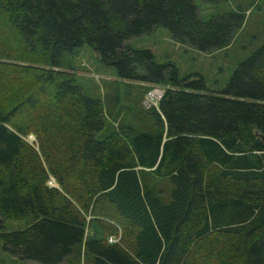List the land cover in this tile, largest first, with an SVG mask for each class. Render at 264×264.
I'll list each match as a JSON object with an SVG mask.
<instances>
[{
  "label": "trees",
  "instance_id": "trees-1",
  "mask_svg": "<svg viewBox=\"0 0 264 264\" xmlns=\"http://www.w3.org/2000/svg\"><path fill=\"white\" fill-rule=\"evenodd\" d=\"M193 1L0 0L4 251L37 264H264V41L220 95L123 46L162 28L201 53L227 48L244 11L203 22ZM83 45L139 98L163 88L131 115L138 129L126 114L106 124L77 86ZM5 220L25 227L4 232Z\"/></svg>",
  "mask_w": 264,
  "mask_h": 264
},
{
  "label": "rangeland",
  "instance_id": "rangeland-1",
  "mask_svg": "<svg viewBox=\"0 0 264 264\" xmlns=\"http://www.w3.org/2000/svg\"><path fill=\"white\" fill-rule=\"evenodd\" d=\"M193 5L201 21L205 22L214 15H219L235 9L244 11L243 25L227 48L210 53H201L190 46L174 43L167 30L156 28L148 34L130 38L123 46L130 50H147L157 64L172 63L178 77L197 74L202 77L208 91L220 95L226 86L227 80L237 63L248 57L264 41V0H227L218 4L204 3L194 0ZM71 73L77 86L84 95L92 99L101 100L107 112L104 116L106 124L118 114L119 118L128 115V123L138 129L137 116L134 120L131 115L148 103L146 93L139 98L137 82L119 80L112 67L99 63L93 50L83 45L70 58ZM70 72V71H69ZM162 92L163 88L154 87ZM129 91V101L124 100L125 90ZM117 102L112 109L111 101ZM140 100V103L138 102ZM149 107H155V101ZM143 107V108H142ZM112 112V114H111ZM25 142L35 145L34 137L28 135ZM52 186H54L51 183ZM20 221H3L4 232H15L24 229ZM0 264H37L20 261L2 249L0 242Z\"/></svg>",
  "mask_w": 264,
  "mask_h": 264
},
{
  "label": "built area",
  "instance_id": "built-area-1",
  "mask_svg": "<svg viewBox=\"0 0 264 264\" xmlns=\"http://www.w3.org/2000/svg\"><path fill=\"white\" fill-rule=\"evenodd\" d=\"M161 94H162V92L160 91V90H158V89H156V88H153V89H151L147 94H146V101H147V103H148V107L147 108H149V106L150 105H152L153 103H151V101H155V103H157V101L160 99V97H161ZM156 106V105H155ZM51 183L53 184V181L50 179L48 182H47V185L48 186H52L51 185ZM54 185V184H53ZM53 187V186H52Z\"/></svg>",
  "mask_w": 264,
  "mask_h": 264
},
{
  "label": "clouds",
  "instance_id": "clouds-1",
  "mask_svg": "<svg viewBox=\"0 0 264 264\" xmlns=\"http://www.w3.org/2000/svg\"><path fill=\"white\" fill-rule=\"evenodd\" d=\"M50 187H52V186H50Z\"/></svg>",
  "mask_w": 264,
  "mask_h": 264
}]
</instances>
